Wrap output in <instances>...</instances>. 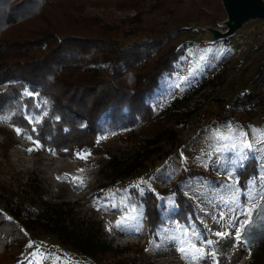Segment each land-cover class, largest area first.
<instances>
[{"label": "rangeland", "instance_id": "rangeland-1", "mask_svg": "<svg viewBox=\"0 0 264 264\" xmlns=\"http://www.w3.org/2000/svg\"><path fill=\"white\" fill-rule=\"evenodd\" d=\"M148 5L145 3L141 12L148 14L139 17L141 24L125 22L137 14L131 8L86 5L81 15L115 26L114 40L130 46L151 40V33L145 30L150 25L162 28L168 22L167 15L149 13ZM218 7L222 14L211 4L203 15H193L188 24L191 31L178 43L185 48L183 55L146 99L153 120L130 129H103L96 140L100 154L83 151L90 153L86 160L77 153L59 157L44 145L33 143L36 140L30 133L19 128L18 135L12 111L0 115V213L27 237L18 264L41 260L32 255L37 247L50 257L43 264H257L241 238L236 239V231L249 218L239 214L249 203V193L255 204L264 195V180L260 179L264 175V99L250 107L239 98L246 93H262L264 98V90L251 84L264 65V35L258 36L263 22H251L237 35L205 45L200 27H217L224 19L219 0ZM81 71L99 74L111 70L108 64H89ZM22 95L33 98L36 94L23 90ZM45 103L43 98L34 100L32 108L22 107L20 114L30 125L37 124L32 121H40V115L46 114ZM172 113L180 114L171 127L173 135L166 132L158 143L146 144L142 130L156 118ZM240 132L246 134L251 150L243 149ZM250 159L256 161L257 174L240 189L236 173ZM135 166L130 175L123 176V170ZM190 167L209 178L194 177L180 183L196 220L178 222L169 189L180 172ZM236 189L239 203L233 200ZM131 190L138 198L153 191L164 207L162 223L153 237L148 233L143 205ZM58 213L61 215L56 219ZM35 217L48 227L56 220L58 226L74 229L78 235L89 234L96 243L119 253L95 262L60 242L58 230L39 235L40 229L26 222ZM208 240L213 242L211 246ZM181 247L193 251L181 253ZM197 248L203 251L197 253Z\"/></svg>", "mask_w": 264, "mask_h": 264}, {"label": "trees", "instance_id": "trees-1", "mask_svg": "<svg viewBox=\"0 0 264 264\" xmlns=\"http://www.w3.org/2000/svg\"><path fill=\"white\" fill-rule=\"evenodd\" d=\"M145 3L150 5L149 13L167 15L168 22L162 28L150 25L145 30L151 33V40L130 46H121L114 40L115 26L81 15L86 5L131 8L137 14L125 22L141 24L139 17L148 14L141 13ZM211 4L222 14L218 0H0V115L12 111L14 125L59 157H73L83 151L100 154L96 140L103 129H130L153 120L146 99L160 79L172 73L173 63L183 55L185 48L178 43L191 31L188 24L193 22V15H203ZM89 64H108L111 71H81ZM251 84L264 90V65L256 71ZM23 90L36 95L24 97ZM41 98L46 101V114L40 115V123L30 125L19 110H29L34 100ZM263 99L262 93H246L239 98L250 107ZM177 117L180 114L156 118L142 130L147 137L145 143H158L166 132L173 135L171 127ZM256 167V161L250 159L237 171L236 185L240 189L257 174ZM135 168L127 167L123 176ZM194 177L209 178L207 173L190 167L180 172L169 189L178 222L196 220L179 186ZM130 192L142 203L148 233L153 237L162 223L164 207L153 191L140 198L136 191ZM256 205L248 218L250 223L243 226L241 240L252 260L264 264V195ZM38 221L39 217H35L26 222L36 225L39 235L58 230L60 242L95 262L119 253L102 242L96 243L89 234L78 235L74 229L58 226L56 220L53 227ZM26 242L24 232L0 213V264H18Z\"/></svg>", "mask_w": 264, "mask_h": 264}, {"label": "water", "instance_id": "water-1", "mask_svg": "<svg viewBox=\"0 0 264 264\" xmlns=\"http://www.w3.org/2000/svg\"><path fill=\"white\" fill-rule=\"evenodd\" d=\"M224 19L217 27L203 26L201 42L205 45L215 44L237 35L245 25L261 21L263 26L258 36L264 35V0H219Z\"/></svg>", "mask_w": 264, "mask_h": 264}, {"label": "snow or ice", "instance_id": "snow-or-ice-1", "mask_svg": "<svg viewBox=\"0 0 264 264\" xmlns=\"http://www.w3.org/2000/svg\"><path fill=\"white\" fill-rule=\"evenodd\" d=\"M5 119H7V117H5ZM34 123H40L39 120H34L32 121ZM17 134L20 135L21 134V131L19 128H16L15 129ZM33 131H36L35 129H33ZM239 136L241 138V142H242V147L243 149H248V150H251L252 148V144L249 143L246 139V134L243 133V132H240L239 133ZM30 140L32 139L31 137H28ZM264 142V141H262ZM33 143L37 144L38 145V141H33ZM78 158L80 159H87V157L90 155V153H87V152H79L76 154ZM82 171V170H81ZM75 179V178H74ZM261 180H264V175H262L260 177ZM82 183V181L80 182ZM250 184H254L255 181H250L249 182ZM262 192H264V189H262ZM239 196H240V192H239V189H236L235 190V193L233 195V200L236 201L237 203H239ZM254 198L252 197L251 193H249V203L244 205V207L240 210L239 214L242 215V216H247V217H251L252 215V212L253 210L257 207V205L255 203L252 202ZM250 223V219L248 220H244L243 221V225H247ZM243 230V227L241 229H237L236 231V239L239 240L241 238V232ZM217 236H220V237H223L224 235H226V233H217L216 234ZM206 243L211 246V244L213 243L211 240H208L206 241ZM29 247H32V245L30 244ZM197 253L199 252H202L203 250L200 249V248H197V249H194ZM179 251L181 253H187L189 251H193L192 248H188L186 249L185 247H181L179 249ZM33 256H37L39 255L41 257V260L37 261L36 264H43V261L46 260V259H50V257H47L44 255V253H41L40 250H39V247H37L36 251L32 254ZM209 255H211L213 257V260L215 259V253L214 252H211L209 253ZM198 258V257H197ZM53 264H55V261L53 262Z\"/></svg>", "mask_w": 264, "mask_h": 264}]
</instances>
